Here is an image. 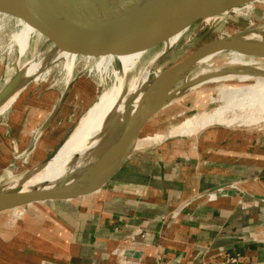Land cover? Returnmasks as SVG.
<instances>
[{"label":"crops","instance_id":"1","mask_svg":"<svg viewBox=\"0 0 264 264\" xmlns=\"http://www.w3.org/2000/svg\"><path fill=\"white\" fill-rule=\"evenodd\" d=\"M69 91L16 108L0 124V159L2 143L13 158H47L71 131L55 138L74 117ZM18 211L0 212V264H121L129 246L144 250L137 264H264V128L167 138L90 195Z\"/></svg>","mask_w":264,"mask_h":264},{"label":"water","instance_id":"2","mask_svg":"<svg viewBox=\"0 0 264 264\" xmlns=\"http://www.w3.org/2000/svg\"><path fill=\"white\" fill-rule=\"evenodd\" d=\"M258 1L260 0H0V13L14 19L30 21L39 27L53 29L63 45L76 47L81 56L89 55L93 59H98L109 54L127 55L145 50L151 52L197 22L213 19L233 8ZM252 32L255 31L247 30L208 41L183 60L170 62L162 67L143 88L138 115L131 119L132 127L128 124L122 126L117 116L112 119L117 155L108 167L98 169L103 161L101 159L86 174L74 177L71 181L54 183L45 181L24 188L23 179L26 180L56 155L73 131L72 128L47 158L29 169L32 171L31 174L16 181L12 186L0 185V212L39 202L72 200L100 189L130 157L135 155L136 142L142 130L159 111L190 88L215 75L207 74L187 81L189 71L201 58L224 51H234L248 57L264 59V41L250 39L249 34ZM43 50L46 48L41 43L37 53H42ZM37 53L30 49L27 55L33 54L34 58ZM20 55L18 52L12 63L15 68L12 74L1 78L0 73V97L23 75V70L19 69L24 63L23 56ZM155 61L149 66L150 72ZM61 62L57 60L48 66L53 69ZM10 64L7 61L6 68H9ZM234 70L227 68L223 72ZM152 91L154 101L150 104ZM213 192H209V195Z\"/></svg>","mask_w":264,"mask_h":264},{"label":"rangeland","instance_id":"3","mask_svg":"<svg viewBox=\"0 0 264 264\" xmlns=\"http://www.w3.org/2000/svg\"><path fill=\"white\" fill-rule=\"evenodd\" d=\"M247 30H253L260 36H262V39L264 38V0L236 7L233 8V10L223 15H219L213 19L208 18L207 20L195 23L184 33H179V35H181L178 36L176 40H173L172 43H170L168 46H170L171 44L173 45L181 36L182 37L170 49L165 50L166 48H168V46H166L164 49L163 46H160L152 50L151 53L141 61L140 66L137 68V71H142L144 68H146L152 58H154V56L159 52L160 56L156 58L155 63L151 67V72L149 75L150 79H153L156 74L159 73V70L166 64L183 60L200 45L208 41L218 39L220 37L236 35ZM15 31V25H13L11 22L0 21L1 78H6L7 75L9 76L13 73L15 68L14 66H12V63L18 56V52L20 54V47L17 44L11 43V35ZM34 43H32L30 47L31 50L36 51V53L39 44L43 43L44 47L46 48V50H43L44 52L39 54L37 53V57L39 59L47 60L52 58V60L49 63L43 65L41 68H38L30 84L20 92L10 108L0 116V124L3 123L16 108H22L23 103H32V99L34 100L33 103H54V101H56V99H58L60 95H64L66 93V91L68 90L67 84L71 80H73L74 84L66 96H68V104L73 108L74 117L72 123L67 124L69 126L64 128V133L57 134L55 138L61 139L67 132L72 130L75 125L77 126L82 121L84 116L86 117V115H88L90 112V115H88L90 118H88L87 116L86 119H83V122L79 126L80 128L78 129V131H76V134L73 135V137L71 136V139H77L90 128L94 129V131L98 129L101 130L104 124H100V119L98 117L99 104L101 103H99V95L117 82V79H115V72L119 70L118 62L121 64L122 68L123 66L128 64L134 57L139 55L142 51L127 55L109 54L106 56H101L98 59H93L89 55L81 56L78 51H75L74 53L71 52L66 56L57 58V56H54L57 54V51L59 50L62 43L59 41V38H57L55 30H49L46 28H44L43 30L41 39L35 43L36 46ZM32 55L33 54H28L26 55V57H23V62H25L26 59H30ZM80 58L82 60H80ZM57 60H61L62 62L58 67L50 69L48 65H50V63L56 62ZM7 61L11 63L9 65V68H6ZM252 62L261 63V65H264V59H258L243 55L231 56L230 51H224L214 56L210 61V65H196L192 70L189 71L188 78H191L192 76L203 73L205 71L219 68L224 69L229 65L235 66L241 63ZM68 64H71L72 66L70 76L67 75ZM208 68L209 70H206ZM233 82L236 83V81ZM221 84L222 82H209L199 87L189 89L168 106L159 111L144 127L140 138H143L147 135H152L154 133H168V131H170L173 127L178 126V124L182 123L191 115L203 110H211L215 108L220 103L212 102L211 96L216 97L218 95V87ZM54 91L56 92V94H54ZM5 92L6 91L2 93L1 97ZM39 93L41 94V96L37 97ZM206 99L208 100V102ZM90 119L91 121L88 122V120ZM85 121L89 125H87ZM260 122L261 119L253 120V118L251 117L241 125H235L234 127L237 126L264 128V124ZM30 137L35 138L34 140H37L40 136L37 131H32ZM71 139L68 140L69 142H66L64 149L60 150L59 153H62V151L67 152L73 149V152L80 150L79 146L75 144L76 139L72 141ZM67 144H71L72 147L67 146ZM1 149L3 150V158L0 159V185L4 187L12 186L16 181L21 180V178H25L27 175H29V173L31 174L32 171H29V169L32 167V165H34V163L39 160L37 156L33 155V152H31L28 156L21 155L15 156L13 158L11 156V149L6 143L1 144ZM23 209L24 207L18 208V212H20L21 214ZM134 255L137 256V254ZM138 256L136 257V259H129L128 257L126 258L127 260L135 261L138 259Z\"/></svg>","mask_w":264,"mask_h":264},{"label":"bare ground","instance_id":"4","mask_svg":"<svg viewBox=\"0 0 264 264\" xmlns=\"http://www.w3.org/2000/svg\"><path fill=\"white\" fill-rule=\"evenodd\" d=\"M0 21H8L15 25L16 31L11 35V43L17 44L20 47V57H26L28 51L31 49V44L34 42H38L42 37L44 28L39 27L35 23H32L30 21L18 18L14 19L2 13H0ZM185 31H183V33ZM180 35L177 34L171 39L167 40L163 45V49L170 43H172L173 40H176ZM180 38L173 45L171 44L170 46H168V48H166L165 50L173 47L180 40ZM249 38L258 41H264V39H262V36H260L256 32L250 33ZM76 50L77 48L74 46H71L69 44H62L54 57H63L70 54L71 52L74 53ZM34 53H36V51H34ZM150 53V50L142 51L128 64L123 66L121 70L115 72V79H117V82L99 95V103H101H98V117L100 119V124H104L103 128L101 130L98 129L94 131V129H91L89 127L90 129L86 130L85 133L77 139L75 138L76 140L71 139L73 135L76 134V131H78V129L80 128L79 126L83 122V119H86V117L90 115L91 112H88L89 114L86 115V117L84 116L82 121L76 127H74L71 134L67 137V139L59 149V151L63 150L66 142L71 139V141H76L75 144L79 146L80 150L73 152V149L67 152L62 151V153H59L58 151L56 155L51 160H49L42 168L34 172L26 180L23 179L22 183L24 188L39 185L45 181H49V183L63 180L71 181L74 177H79L86 174L88 170L92 169L93 165L95 163L97 164L101 159H103V161H101L100 165L98 166V169L100 170L105 169L115 160L117 155V144L114 128L112 125V119L117 116L119 117V121L122 126L123 124H128V126L132 127L131 119L136 118L138 115V106L143 94V88H145V86L150 82L149 66L154 62V60H156L157 57L160 56L158 52V54L155 55L152 60L150 59V64L147 62L149 64H146L148 68H144L142 71H137V68L140 66L141 61ZM217 54L201 58L198 61L197 65H210V61ZM230 54L231 56L242 55L234 51H231ZM51 60L52 58L47 60L39 59L37 57V54L34 55V58L32 57L31 59L25 60V62L19 68L23 70V75L6 90L2 97H0V116L10 108L20 92L30 84L38 68H41ZM227 68H234L235 70L227 73L223 72ZM71 69V64H68L67 75L69 76L71 75ZM206 70H209V68ZM214 73L215 75L206 78L202 83H199L194 87H199L209 82H222V84L218 87V95L216 93V97L211 96L212 102L220 103L218 106L211 110H203L191 115L182 123L178 124V126L173 127L170 131H168V133H154L152 135H147L143 138H139L136 142V149L144 148L158 142L160 143L161 141H164L170 137L183 138L196 136L200 131L210 126H238L251 117L253 118V120L261 119L260 123L264 124V65L255 62L241 63L235 66L229 65L224 69H213L194 75L191 78H187V81ZM233 81H236V83ZM73 84V80H71L67 84L68 91L73 86ZM153 92L154 91H152L151 93L152 95L150 94V97H152V99L150 98V104L154 101ZM88 118L90 117L88 116ZM89 121H91V119L88 120V122ZM85 123L87 122L85 121ZM87 125L89 124L87 123ZM67 146L72 147L71 144H67ZM136 253L139 254L138 258H140V256L144 254V250L134 246L127 247L124 251L125 258L121 261V264H137L138 259L133 261L127 260L126 258L128 257L129 259H136L137 256L134 255Z\"/></svg>","mask_w":264,"mask_h":264},{"label":"built area","instance_id":"5","mask_svg":"<svg viewBox=\"0 0 264 264\" xmlns=\"http://www.w3.org/2000/svg\"><path fill=\"white\" fill-rule=\"evenodd\" d=\"M230 262H236L237 261V256H232L228 259Z\"/></svg>","mask_w":264,"mask_h":264}]
</instances>
